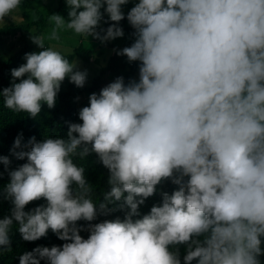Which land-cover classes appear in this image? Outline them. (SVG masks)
I'll return each instance as SVG.
<instances>
[{"label": "clouds", "instance_id": "9594fccd", "mask_svg": "<svg viewBox=\"0 0 264 264\" xmlns=\"http://www.w3.org/2000/svg\"><path fill=\"white\" fill-rule=\"evenodd\" d=\"M129 0H65L67 19L48 16L40 49L11 69L19 82L4 88V105L36 117L54 107L62 82L83 87L87 72L52 46L61 33L102 42L124 35L118 22ZM22 0H0V26ZM113 22L103 35V13ZM35 20L36 17L33 16ZM134 42L117 54L139 61V80L117 77L69 123L66 138L18 135L10 149L26 162L9 172L0 218V251L10 250L14 222L21 238L51 230L61 246H38L19 264H260L264 254V0H138L127 12ZM26 76V78H24ZM95 153L108 170L110 189L97 205L85 170L73 161ZM7 167L9 157L0 155ZM187 177V179H185ZM178 185L140 216L139 206L162 181ZM46 204L28 211L33 201ZM124 218L94 221L109 205ZM134 216L139 218L133 219Z\"/></svg>", "mask_w": 264, "mask_h": 264}, {"label": "trees", "instance_id": "16d2710c", "mask_svg": "<svg viewBox=\"0 0 264 264\" xmlns=\"http://www.w3.org/2000/svg\"><path fill=\"white\" fill-rule=\"evenodd\" d=\"M21 7L29 8V0H22ZM68 7L64 2H58L57 5L50 11V14H60L65 19H67ZM103 13V8L101 9ZM128 12V11H127ZM127 12H125V18L119 21V23L127 22ZM33 16L36 19H33ZM103 26L98 28L97 32L103 35V29H106L110 24L114 23L108 19L107 13H103ZM48 23L46 18L36 9H32V16L23 23L17 25H4L0 27V34H15L17 32L21 33L33 28L34 33H41ZM127 29V28H125ZM128 30V29H127ZM129 36L130 40L134 42L135 36ZM33 33V34H34ZM20 38V37H19ZM98 42L100 39L94 38ZM18 40H21L18 39ZM31 44L21 41L17 49L13 54L9 55L4 59H0V93L4 88L10 87L13 83L19 82V79H13L11 76V69L17 68L24 64L25 54L30 52H37ZM67 57L72 60L73 57H79L81 60H89L90 53L86 47L82 46L79 42L72 51L66 54ZM139 61H128L127 57L124 55L112 54L106 64L99 69V73L106 70L109 71L110 77H120L124 78V83L127 84L128 79L131 75L139 72V66L136 63ZM126 67V69H125ZM26 78V76L24 77ZM97 82V80H96ZM93 82L88 87H77L72 82H67L65 85L61 84L60 90L57 93L55 105L49 108L46 103H41V111L36 117H31L26 112H14L13 110L7 108L4 105V97L0 94V155L9 157L11 163L5 167L0 163V218L5 216H10L11 209L13 207L11 200L4 198V188L10 180L9 172L15 170L20 165L26 162L25 159H17L12 155L10 149L13 146L14 139L18 136H22V144L26 143L29 138H35L36 141H42L46 138H66L69 123H81L79 120L78 112L79 110L87 106L89 100L80 106L76 105V98L84 93L96 92L97 83ZM74 163L82 166L85 170L86 180L93 186L92 197L97 205L99 206L100 201L103 200V195L110 189V185L107 183L108 170L102 165L99 158L95 153H90L83 159L76 155L73 157ZM187 179V177H185ZM156 193L148 197L144 204L139 206L140 216L148 214L153 205H160L162 203V193L167 192L169 195L176 189L178 185L171 182V180L162 181L161 184L157 185ZM119 202H115L109 205L113 209L109 214L102 215L98 211V215L94 221H78L77 226H85V230L80 231V235L87 238L88 232L86 226L88 223H99L105 219L112 220L116 217L124 218V213L127 208L121 210L117 207ZM46 204V200L41 198L40 200L33 201L28 204L25 211L35 208L39 205ZM139 217L134 216L133 219ZM10 236V250L0 251V264H19V257L26 251H32L38 246L52 247L61 246L65 241L57 238V236L51 231L45 237H42L36 241H25L21 238V234L18 231V225L14 222ZM261 248L264 249V237H261ZM179 256L181 259V264H183V256L186 254V246L179 245ZM260 264H264V254L259 256ZM40 264H45V261H41ZM192 264H196L195 261Z\"/></svg>", "mask_w": 264, "mask_h": 264}, {"label": "rangeland", "instance_id": "374dc122", "mask_svg": "<svg viewBox=\"0 0 264 264\" xmlns=\"http://www.w3.org/2000/svg\"><path fill=\"white\" fill-rule=\"evenodd\" d=\"M29 2V8L21 7L20 10L13 13L12 16L5 17L2 26L17 25L19 23H23L27 19H30V17L32 16V9H36L37 11H39L42 16L46 18V22L48 23V16L51 15L50 11L57 5L58 2L65 3V0H29ZM137 2L138 0H129L127 4L122 5L121 9L123 13L129 11ZM118 25L123 29L124 35L122 37H118L105 42H98L92 36H88L87 38L76 36L70 30L62 32L61 39L59 41L49 42L52 46L56 47L58 50H61L65 54L70 53L72 49L79 44V42L82 43L83 47H86L89 50V60H81L79 57H73L72 60L76 62V68L74 70H86L87 72L86 82L83 87H88L97 80V85L95 87L97 94H99L101 88L105 87L110 82H113L117 77H120V75L117 77H110L109 71L106 70H104L100 75L99 69L106 64L108 58L112 54L117 55L120 49L130 46L133 43V41L129 38V36L132 35V31L134 30L131 25L127 22H118ZM102 26L103 22L100 21L97 30ZM50 27L51 25H49L48 23V25L41 32V34H46ZM125 28H127L128 30ZM32 31L33 28H30L27 31H23L21 33L17 32L12 35L10 33L0 34V59H4L9 55L13 54V52L17 49L21 41L31 44L35 50H40L37 45L34 44L30 39V36L33 34ZM19 37L21 38V40H18L20 39ZM137 64L138 62L136 63V65ZM139 65L140 63L137 66ZM138 80L139 72H136L129 77L127 84L129 83V81ZM67 82H70V80L68 78H65L62 84L65 85ZM91 93H84L78 96L76 98V105L80 106L83 103L87 102Z\"/></svg>", "mask_w": 264, "mask_h": 264}, {"label": "crops", "instance_id": "0c3cea01", "mask_svg": "<svg viewBox=\"0 0 264 264\" xmlns=\"http://www.w3.org/2000/svg\"><path fill=\"white\" fill-rule=\"evenodd\" d=\"M118 55V54H117Z\"/></svg>", "mask_w": 264, "mask_h": 264}]
</instances>
